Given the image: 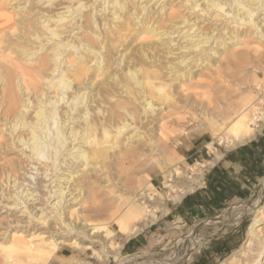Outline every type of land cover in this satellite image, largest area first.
Returning a JSON list of instances; mask_svg holds the SVG:
<instances>
[{"label": "bare ground", "instance_id": "obj_1", "mask_svg": "<svg viewBox=\"0 0 264 264\" xmlns=\"http://www.w3.org/2000/svg\"><path fill=\"white\" fill-rule=\"evenodd\" d=\"M28 2H23L18 11L21 20L12 26L7 24L14 15L0 6V32L7 30L8 34V39L0 37V113L7 115L4 120L10 123L17 143L26 147L22 152L36 173L44 170L48 175L64 165V171L70 172L55 184L54 193L52 188L41 192L45 177L39 178L36 189H27L32 205L18 193L9 196L14 199L9 204L16 209L25 203L24 209L20 206L11 213L26 211L27 218L36 220L30 229L3 237L0 264H51L65 244L92 247V256L102 264L110 257L116 264L194 262L203 246L201 235L194 232L200 221L187 235L191 241L187 252H168L158 260L146 251L124 255L111 224L118 227L126 242L157 221L159 205L169 210L150 179L148 169L155 165L161 169L166 187L174 192L180 188L175 200L202 185V171L192 165L196 174H186L175 162V151L166 146L169 137L188 133L183 126H176L186 124L189 113L211 134V148L216 142L227 147L242 145L260 133L264 77L256 69L264 66V0H104V17L97 26L91 13L80 39L70 41L72 36L66 35L60 38L64 42L54 38L63 30L42 24L68 18L65 11L53 13L50 6L54 0H45L49 7L40 8L35 18L31 15L35 8H28ZM87 6V2L77 0L67 7L69 15L75 18V13ZM34 37L39 46H35ZM46 40L55 41V48L50 46L42 55L39 50ZM22 86L25 100L20 95ZM45 87H52L53 99ZM199 98L207 104L198 105ZM214 98L218 101L215 104ZM61 101L69 106L59 118L55 104ZM22 107L26 112L32 108L31 114ZM2 145L0 141V150ZM137 162L143 170L121 179L116 169ZM91 172L96 176L89 175ZM96 187L112 202L99 203ZM38 189L40 197H36ZM262 192L263 188L253 203L237 201L230 213L225 210L205 221L217 227L220 222L230 225L253 214L243 246L249 253L251 243L259 242V254L251 264H264L257 260L264 259V239L258 233L264 222ZM88 201L93 202L90 214L100 211L108 220L85 213ZM234 212L235 217H231ZM237 252L236 256L246 254ZM218 264H229V259Z\"/></svg>", "mask_w": 264, "mask_h": 264}, {"label": "rangeland", "instance_id": "obj_2", "mask_svg": "<svg viewBox=\"0 0 264 264\" xmlns=\"http://www.w3.org/2000/svg\"><path fill=\"white\" fill-rule=\"evenodd\" d=\"M20 1L22 3H20V6H18ZM24 1L25 0H0V6L7 7L8 11L10 13H12V15H14V17L10 20V23H8L7 25L12 26L14 23L17 24V21H19V19L21 20V16L18 13V11H19L20 7L23 6ZM44 1L45 0H29V2L25 3V5L28 8H30V7L35 8L34 12L31 15L36 18L37 14L39 13L40 8H48L50 5L47 2L43 3ZM76 1L77 0H54L55 4L50 6V9L53 10V13H58L59 11H61V12L65 11V15L68 16V18L57 21V22L46 21L44 24H42L44 26V28H54V29L57 28L59 30H63V32L60 31V34H61L60 37H54V38H56L55 39L56 42L66 41V40L60 39V38L63 39L66 35L72 36V39H70V41H75V40L78 41L80 39L79 38L80 34L83 35L86 32L84 25L86 24V22H88V19H89L91 13L93 14L94 26H97L99 19H102V17H104L103 7L105 5H107V3H104V0H81L82 2H87L88 6L83 8L81 11H78L77 13H75V15H74L75 18H73V15L71 17V15H69V12H68L69 8H67V7L69 5H71L72 3H75ZM157 6L158 5H156L155 7H157ZM106 13H108V10L106 11ZM78 21H80V23H78ZM2 22L3 21H0V25ZM74 23H75V25H73ZM0 37L1 38L4 37V38L8 39L7 30L1 31ZM34 39L36 41L35 46H39V44H40L39 39H37L35 37H34ZM10 40L12 41V40H14V38L10 37ZM6 43L7 42L5 40H3V44H6ZM44 45H45V47L42 50H39V53L42 55H45L46 52H48L47 49L50 46H52V48L53 47L55 48V41H49L48 42L46 40L44 42ZM82 49L83 48H81V50ZM22 57H25V56H22ZM21 62H22V60H21ZM94 62H91L90 64L94 65ZM251 64L255 65V62H253ZM251 64H249V65H251ZM259 66H260V64H259ZM256 71L261 77H264V72H263L264 66L257 68ZM55 74L57 75V73H55ZM57 78L54 79V82ZM45 88L48 91V94H47L48 97H51V99H53L52 98L53 94L51 93L53 91L52 87L51 88L45 87ZM20 90H21L20 95L22 97V100H25L26 99L24 96L25 89H23V86L20 87ZM32 94H33V92H31V95ZM56 97H54V99ZM43 98L45 99L46 97H43ZM197 102H198V105H202V104L206 105L207 104V102L205 100L202 101V99H200V98H199V101H197ZM200 102L201 103L203 102V103L201 104ZM217 102L218 101L216 100V98H214V104ZM62 103H63V101L55 104L59 118L61 116H63L64 111L69 106L65 103L62 105ZM21 110L26 112L24 107H22ZM31 112H32V108H30L26 112V114L29 115V114H31ZM191 112L193 113L192 110H191ZM196 114H198V113H196ZM6 116L7 115L0 113V141L3 142V144H4V146L2 145L3 146L2 150H0V151H2V153H0V243H2L4 236L9 235L10 233H13L16 230L21 229L22 231H25L27 229H30L36 220L35 218L33 219V217L27 218L28 212H26V211H25V213H22L21 211H19L18 213H11L13 211V209L18 211L20 209V206L23 207V209H24L25 203L18 206L16 209L15 205L11 206V204H9V201L12 203L14 200L13 198H9V196L11 194L18 193L19 196H21L22 199L24 201H26V204L32 205L34 203V201L33 200L30 201V199L27 200L28 196L26 194L28 191H30L27 189L28 188H31V190L34 188L36 189V186H38V179L39 178L48 177L46 179L44 178L45 183L42 184L41 192H42V189H43V192L44 191L46 192L52 188L53 193H54L55 190L57 189L56 187H54L55 184L59 181H63L64 180L63 177L68 176L69 172H70V170L64 171V169L66 168V166L64 165L65 167L62 166L63 167L62 169H59L57 171H54V169H53L52 171H49L48 175L43 173V172H45L44 170L36 173L35 166L28 163L29 161L27 158V154L22 152V147H24V149L26 147L23 146L20 141H18V143H17V139L15 140V138L12 136V133L10 130V123L8 124L4 120ZM188 116H189V117H187L188 122H186V124H184V125L181 124V125L176 126L177 129H180L183 126L184 129H187L188 133H186L185 135H182V136L179 135V138H178V136H177V138L169 137L168 142L166 140L167 138L163 141L167 142L166 146L168 145V147L171 150L175 151V153H176L175 154V162H178L181 165L182 170L186 174H188L189 176H193L196 174V173L194 174V170H193L192 165L193 166L196 165L195 168L198 172H200V170L202 171L203 174H202L201 181H202V185H203L204 172L207 168V163L206 162H197L195 164H188L186 162L185 158L183 157V155L180 154V152H179L180 149L178 146H179L180 142L182 140H184L185 138H190L191 136H197L199 134H209V135H211V134L204 127L199 126L198 122H194L190 117L191 116L190 113ZM190 120H191V122H189ZM5 123H7V124L5 125ZM72 124L73 123H71L70 126H72ZM263 126H264V124H263ZM22 130H23V128H21L20 130L19 129L16 130L14 132V136H18ZM13 140L15 143H12ZM163 141H162L163 144L162 143L161 144L165 145V142H163ZM176 141H178V142H176ZM68 143H70V139H69ZM17 144L19 147L15 146ZM170 145L173 148H171ZM208 148L211 152L216 153V155L218 157V153L224 152L225 150H228L232 147H227L225 144H219L216 142L214 148H211L209 146H208ZM28 150L29 149L27 148L26 153L28 152ZM213 162L214 161H210L209 163L213 164ZM130 164L127 163L125 168H123V166H121V168L116 169L117 174L121 173V177H120L121 179H124L127 176L133 177L136 172H140L141 170H143V167L141 168V166L139 165V162L134 163L132 165H130ZM148 171L151 174L150 175L151 181L158 187V189L160 190V193H162L163 197L165 198V203H166V206L168 207L169 210L166 212L165 208H164L165 206L159 205L160 209L157 212V214H158L157 221L154 224L150 225L149 227L145 228V230L139 234V235L144 234L145 239L143 240V242L138 247H136L134 249L133 248L132 249H129V248L125 249L126 243L124 242V237H123L122 233H120L118 231V227L116 225L111 224V228L116 232L115 240L117 242L123 244V246L121 248V252L126 256L134 254V253H143L146 251L147 253L152 254L154 259L158 260V259H161L168 252L171 253V252H174L177 250H179L180 253L187 252V250L189 249L190 244H191L190 243L191 241L187 237V235L189 234L190 229L197 222L204 220V219H210L216 215H220V213H222L225 210H226L227 214L230 213L229 208L231 206H233V204H235L237 201H244L248 204L253 203L254 200L260 195V192L263 188V182H264V179H262L263 181L261 180V182L252 191H250L249 195L246 198L240 199V200H235L234 202L227 204L223 209L219 210L218 212H216V213L212 212L211 214L206 216V218H199L198 219V218L194 217L191 219L180 220V219H178L176 214L172 211V209L174 206L177 205L178 202L182 201V199L187 194L180 201L175 200L174 199L175 195H178L181 193L180 188L177 189L178 190L177 192H174L170 188L166 187L164 184L165 179L163 177L162 171L156 165L152 168H149ZM95 174H97V173H93V172L89 173V175H93V176H96ZM30 175H33L34 177H36V179L34 180L32 178V176H30ZM52 176H53V178L49 179ZM99 177H101V176H99ZM60 178H61V180H59ZM86 180H88V178ZM53 181H55V182H53ZM177 185L180 187V184H177ZM201 186H199V187H201ZM199 187H197V188H199ZM95 189H96L95 191H97L98 199H100V201H98L99 203L108 204V203L112 202L110 199L107 198V196L102 194V190L97 189V187ZM259 189H260V191H259ZM37 192H38L37 193L38 195L36 197H38V196L40 197V195H39L40 190ZM67 192L69 194L70 191L67 189V191L65 193L66 196H68ZM67 198L69 199L70 197L68 196ZM45 199H46V197H45ZM51 200H52V202H55L57 199L54 200V196H53L51 198ZM35 202H39V201L37 200ZM66 203L69 204V202H66ZM99 203H97V204H99ZM262 204L264 206V202ZM63 205H64V201L62 202V206ZM85 205L88 206L85 208V210H86L85 213H87V214L89 213L88 214L89 216L92 215L93 218L100 219L102 221L108 220V215L104 214L103 212L99 211L97 213L90 214L91 211H89V210H90L91 206H93L92 201H88ZM8 209H11V211L7 212ZM235 215L236 214L234 212L231 214V217H235ZM53 217H54V215L52 214V216L50 218H48V219H50V222H51V219H53ZM252 217H253V214H247L238 223H229L230 225L223 224V225H218L217 227H215V226L206 227V228H203L202 230H200L197 234L199 236L201 235L200 237H202L201 242H202L203 246H202L201 251L197 254L196 260L190 264H207L206 261H203L204 252L213 248V246H215L217 243L225 242L230 237L233 239H236L235 246L228 249V251H224V253L221 254L220 256H216L212 261L209 262V264H218L220 261L225 260V259H229V264H251V262L255 259V256L258 255L259 251H260L259 250L260 246H258V243H259L258 240L251 243V245L253 247V250L251 252L248 253L246 250L243 249L244 243L248 237V229H249V226L252 222ZM74 219H75V216L73 217V220ZM26 220L29 222H27ZM258 233H259V237L264 239V222L258 226ZM139 235H137V236H139ZM87 243H89V242L87 241ZM65 246L69 247L73 250V252L77 256V258H75V260L77 262H78L79 258H82L81 261L83 262V264H102L101 261H99L96 257L92 256L94 253V250L92 247L77 248V247H74L70 244H65L62 247H65ZM187 246H188V248H187ZM95 248L96 249L100 248L99 243L95 244ZM238 250H240L242 252H246V254H244L243 256H236L238 254V252H237ZM232 258H236L234 263H231ZM257 260L261 261V263L264 262V259L262 261L261 257H259V259H257ZM52 262H53V258L51 260V264H52ZM105 264H116V262L114 261L113 257H110V259Z\"/></svg>", "mask_w": 264, "mask_h": 264}, {"label": "crops", "instance_id": "obj_3", "mask_svg": "<svg viewBox=\"0 0 264 264\" xmlns=\"http://www.w3.org/2000/svg\"><path fill=\"white\" fill-rule=\"evenodd\" d=\"M212 139L209 134H199L185 138L179 144V152L188 164L206 162L203 185L187 194L172 211L178 219L206 218L212 212H218L227 204L246 198L262 179H264V126L251 141L225 150L217 158L208 148ZM210 161H214L210 164ZM145 235L126 241L125 247H138ZM236 239L229 238L217 243L204 252L203 261L209 264L216 256L235 246ZM76 254L69 247H61L53 257L52 264H83L82 258L75 260Z\"/></svg>", "mask_w": 264, "mask_h": 264}, {"label": "water", "instance_id": "obj_4", "mask_svg": "<svg viewBox=\"0 0 264 264\" xmlns=\"http://www.w3.org/2000/svg\"><path fill=\"white\" fill-rule=\"evenodd\" d=\"M262 195L264 196V186H263V192H262ZM263 201H264V197H263ZM218 215L214 216V217H217ZM213 217V218H214ZM206 219L204 220H201L200 221V224L195 228V233L197 234L200 230H202L203 228H206V227H212V226H215V225H206ZM223 224H228V222H220L217 224L218 225H223Z\"/></svg>", "mask_w": 264, "mask_h": 264}, {"label": "trees", "instance_id": "obj_5", "mask_svg": "<svg viewBox=\"0 0 264 264\" xmlns=\"http://www.w3.org/2000/svg\"><path fill=\"white\" fill-rule=\"evenodd\" d=\"M128 248V247H125V249Z\"/></svg>", "mask_w": 264, "mask_h": 264}]
</instances>
